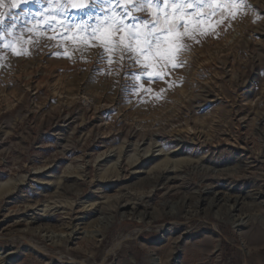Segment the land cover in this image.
I'll return each mask as SVG.
<instances>
[{"label": "rangeland", "instance_id": "obj_1", "mask_svg": "<svg viewBox=\"0 0 264 264\" xmlns=\"http://www.w3.org/2000/svg\"><path fill=\"white\" fill-rule=\"evenodd\" d=\"M248 4L152 83L74 42L78 21L5 17L26 54L0 47V264H264V0Z\"/></svg>", "mask_w": 264, "mask_h": 264}, {"label": "snow or ice", "instance_id": "obj_2", "mask_svg": "<svg viewBox=\"0 0 264 264\" xmlns=\"http://www.w3.org/2000/svg\"><path fill=\"white\" fill-rule=\"evenodd\" d=\"M4 7L8 8V12H0V47L11 50L15 55L26 54V50L15 47L20 41V36L14 35L16 24H8L5 20L6 16L13 21L19 18L12 12L13 9H20L21 15L29 17L28 23L46 25L49 29L55 27L51 23L53 20L60 23L61 27L64 26L61 20H75L78 23L73 24L72 28L78 29V32L74 42L78 40L83 44L98 41L104 53L119 51L120 60L128 55L145 69L141 74L149 78L145 82L152 83L154 80H163L169 74V65L171 69L183 65L180 55L190 47L186 40L198 43L197 34H208L212 27L208 22L212 17H217L220 22L229 16L235 19L242 10L251 6L248 0H115V6L113 0H0V8ZM117 8H122V12H117ZM104 11L110 13L104 17L108 21L106 24L90 26L87 20L80 19L81 16L92 19L94 12ZM134 12L148 13L151 18L134 16ZM125 17L135 23L125 24ZM90 27V35L86 38L80 36V33L87 34ZM9 36L11 40L6 39ZM97 55L102 62L104 56ZM113 62L110 55L108 63ZM149 68L153 71H147ZM140 78L134 77L135 80ZM139 86L143 87V83ZM135 87L133 85V90Z\"/></svg>", "mask_w": 264, "mask_h": 264}, {"label": "bare ground", "instance_id": "obj_3", "mask_svg": "<svg viewBox=\"0 0 264 264\" xmlns=\"http://www.w3.org/2000/svg\"><path fill=\"white\" fill-rule=\"evenodd\" d=\"M238 36V33H235L234 34V38H236ZM233 41V39L231 40V42ZM220 176H222V175H220ZM110 252V251H109Z\"/></svg>", "mask_w": 264, "mask_h": 264}, {"label": "crops", "instance_id": "obj_4", "mask_svg": "<svg viewBox=\"0 0 264 264\" xmlns=\"http://www.w3.org/2000/svg\"><path fill=\"white\" fill-rule=\"evenodd\" d=\"M113 1H115V0H113Z\"/></svg>", "mask_w": 264, "mask_h": 264}]
</instances>
